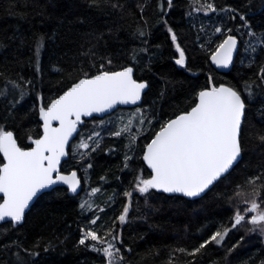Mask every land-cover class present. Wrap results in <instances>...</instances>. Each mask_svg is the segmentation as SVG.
<instances>
[{"label":"trees","instance_id":"trees-1","mask_svg":"<svg viewBox=\"0 0 264 264\" xmlns=\"http://www.w3.org/2000/svg\"><path fill=\"white\" fill-rule=\"evenodd\" d=\"M121 2L127 5L123 12L110 8L103 11L90 9L87 0H38L37 8L31 7L32 0H28L27 8L25 0H0V44L4 45L0 47V73L4 74L0 76V88L4 87V77L16 79L17 73H20L36 81L43 80V85L37 83V89L42 90L46 98L53 96L57 81L64 78L65 84L71 82L66 78L67 72H71V79L77 78L80 52L88 48L90 40L96 43L89 34L99 35L101 32L105 33V40L100 42V53H110L116 57L114 70L134 64L135 79L147 81L149 84L142 103L137 107L157 115L161 123L189 108L195 92L207 83L209 74L214 77L217 86L220 83L233 86L242 84L241 77L244 80L255 79L258 67L249 69L246 66L247 59L241 63L245 56L244 41L250 39L246 33L234 32L239 39V48L234 64L227 72L216 71L208 58L210 52L224 38L223 35L215 33V27H224L226 34L228 27L235 29L236 24L240 23L238 20L233 22L219 10L240 7L249 0H201L202 3L213 2L218 9L216 13H209L207 16L203 12L193 11L194 7L199 6L193 4V0H173L171 9L167 7V0H121ZM138 2L147 5L143 14L136 8ZM159 5H163L165 14L161 13ZM40 7L46 8L52 19L45 18L42 21L36 15ZM243 10L249 13L252 30L258 35L264 32V9L261 8L260 0H251V7ZM11 12L17 14L27 12L29 15L22 20L19 15L10 14ZM165 20L167 25L164 23ZM169 26L176 32L178 42L185 49L186 69L174 63L178 53L167 31ZM138 28L145 32L144 38L133 35ZM39 34H46L48 37L39 56L44 74L42 77H34L33 68L28 66V60L31 57L33 64L35 63L33 49L35 38ZM13 37L15 39H12ZM21 39L24 41L23 44ZM142 39L148 41L146 46L149 51L141 54L142 59L135 63L131 60L130 53L133 49L145 47ZM74 57L77 58L76 71L72 70ZM257 63L264 64V52L260 53ZM54 67L61 68L64 77L54 72ZM6 103L7 101L0 98V124L6 125L8 130H15L18 143L27 146L30 144L28 132L31 131L35 137L39 131L36 123L38 117L32 122H24L21 127L19 117L15 122L10 118L4 119L7 115ZM32 103L33 99H28L25 108H30ZM137 107L119 108L102 118L105 122L111 121L110 124L100 125L101 118L83 120L77 136L70 144L68 158L61 165V172L77 171L82 181L78 193H69L64 187H56L55 192L43 193L27 211L22 226L13 228L10 223H0V245H7L19 239L24 247L31 249L38 240L41 245L51 241L56 245L55 250L45 253L41 248L37 264H105L102 254L84 246L76 247L81 235L80 229L88 227L89 221L99 216L96 227L100 229V235H104L114 224L115 232L122 236V246L119 244L118 246H121L128 264H168L171 249L184 247L191 250L216 231L222 223L228 224L235 209L230 208L226 200H218L216 193L225 190L231 193L235 184L242 183L248 175L257 172L261 157L259 150H254L256 145L254 136L251 142L246 143L247 152L231 175L202 199L183 198L179 201L164 202L153 197L150 202L161 209L159 212H153L145 204L144 198L135 193L128 220L124 225H120L116 217L120 215L126 203L122 193L131 188V182L141 168L145 169L147 178L148 170L140 156L144 144L149 142L151 135L160 126L157 123L155 129L145 131L140 136L136 148L137 159L131 163V169L135 171L123 169L128 139L113 137L109 133L117 130L121 124L120 115L127 117L135 112ZM254 123L257 127L261 126L258 120H254ZM147 127L145 125V128ZM93 130L101 131V148L96 152L78 148L76 144L86 139ZM113 149L114 151H110ZM80 153L85 154L83 159ZM87 163L93 164V167L88 168ZM101 177H104V180H101ZM96 187L101 191L89 197L88 193ZM114 193L118 195L114 200H110ZM85 200L93 203L91 214L87 209L81 213L79 205ZM100 208L104 209L102 213L99 211ZM242 236L244 240L241 241ZM60 241L64 243L61 244ZM237 241L240 242L239 245L225 260L227 249ZM263 242L259 235L246 234V230L241 228L229 234L224 247L208 246L196 257V264H262ZM129 248L130 253L126 251ZM11 251L0 247V264H10L15 260ZM172 259L174 264H187L192 258L175 253Z\"/></svg>","mask_w":264,"mask_h":264},{"label":"snow or ice","instance_id":"snow-or-ice-1","mask_svg":"<svg viewBox=\"0 0 264 264\" xmlns=\"http://www.w3.org/2000/svg\"><path fill=\"white\" fill-rule=\"evenodd\" d=\"M193 11L203 12L205 16L218 11L213 2L202 3L201 0H193ZM264 9V0H260ZM90 9L103 11L105 8L123 12L127 5L121 0H87ZM146 3L138 2L136 8L144 13ZM25 7H29L25 0ZM31 7L37 8L38 0H32ZM161 13H164L163 5H159ZM167 7H173V0H167ZM251 7V0L240 7H226L219 11L228 16L233 22L239 21L235 29L222 26L215 27V33L224 36L210 52L211 63L220 69H229L234 64V53L238 51L239 39L234 32L246 33L250 39L244 41L245 56L241 60H248L249 69L258 67L255 79L249 78L242 84L215 83L214 77L209 74L207 83L195 92L189 108L175 115L174 118L164 120L162 123L157 115L139 107L128 115L126 122L121 117V124L117 130L110 132L113 137H127L123 169L132 170L131 163L137 159L136 148L140 136L145 131L155 129L159 123V129L154 131L149 142L145 143L140 159L147 166V178L145 169L141 168L139 174L134 176L131 188L123 191L126 199L123 211L116 219L120 225H124L129 217L131 201L135 193H139L145 200V204L153 212L161 209L155 207L150 201L153 197L179 201L183 198L192 200L202 199L212 192L228 178L237 167L247 152L246 143L251 142L253 136L256 140L254 150H259L261 163L254 175H248L242 183L235 184L231 193L227 190L217 192L218 200H226L230 208L235 211L227 225L221 224L198 246L191 250L179 247L170 250L168 264H174L173 255L183 254L192 259L187 264H196V257L203 253L208 246L216 245L224 247L229 234L241 228L246 234H257L264 240V64H258L261 52H264V32L259 35L252 30L249 23V13L245 8ZM24 20L29 13H15ZM36 15L43 21L52 19L46 8H39ZM190 15V13H189ZM141 15V19H143ZM82 22V21H81ZM167 25V21H164ZM203 30V29H202ZM167 31L172 44L179 54L174 63L181 68H187L185 49L178 42L176 32L172 27ZM111 30H109V34ZM96 43L89 41L86 50L80 52L78 76L71 79V72H67L69 84H65L64 78L56 82L55 94L46 98L42 90L37 89V83L43 85V80L36 81L17 73L16 79L4 77V87L0 88V98L7 101L5 105V120L13 122L19 117L21 127L24 122L36 120L37 128L35 137L28 132L30 144L22 146L18 143L15 130H8L6 125L0 124V222L10 223L13 228L22 226L26 219V209L30 208V202L43 191H56L54 186L67 185V192L77 194L82 181L77 171L62 174V158L68 156L66 148L69 145L73 133L77 132V126L82 123L83 117H92L94 113H109L117 105H137L142 100V93L149 88L147 81L134 78V64L121 66L114 70V57L112 54H102L99 51L100 42L105 40V33L99 35L89 34ZM139 38L145 37L142 28L133 33ZM46 34H39L35 38L33 53L36 56L33 64L29 57L28 66L33 68L34 77L43 76L44 69L39 59L41 50L45 47ZM12 39H15L13 37ZM145 47L133 49L130 58L138 63L144 53H148L146 46L148 41H141ZM24 41L21 39V44ZM0 47H4L0 44ZM83 49V46H81ZM203 47V46H202ZM76 59L73 58L72 70H77ZM97 64L99 67L97 68ZM53 71L64 77V71L54 67ZM0 76H4L0 73ZM164 95V93H162ZM28 99H33L32 106L25 108ZM95 119V117H93ZM254 120H258L260 127ZM135 122V123H134ZM110 124L100 119V125ZM145 125L148 127L145 128ZM135 128V132L133 129ZM104 129H102L103 131ZM95 147H92V145ZM102 146L101 131L93 130L82 139L78 148L98 151ZM110 151H114L110 150ZM131 153V154H129ZM83 159L84 153H80ZM86 162V161H85ZM88 168L93 164L87 163ZM119 179V177H117ZM104 180V177H101ZM154 190V192L152 191ZM101 191L100 188H92L88 196H94ZM166 194V195H165ZM118 193H114L110 200H114ZM81 213L87 209L89 214L93 211V203L85 200L80 205ZM99 211L102 213L103 208ZM100 217L89 221L88 227L80 229V238L76 247L84 246L98 254H102L105 264H128L127 258L121 251L122 236L117 234L113 227L105 231L104 236L99 234L98 225ZM103 227V226H101ZM206 230V229H204ZM110 237V239H106ZM241 241L244 240L242 236ZM91 241V243H88ZM63 244V241H60ZM239 241L227 249L225 260L239 245ZM121 245V246H118ZM0 247L11 251L15 257L10 264H37V258L43 252L55 250L56 245L51 241L41 245L36 241L32 248H26L19 241L13 240L10 244ZM128 253L131 249L126 250ZM264 264V262H262Z\"/></svg>","mask_w":264,"mask_h":264},{"label":"water","instance_id":"water-1","mask_svg":"<svg viewBox=\"0 0 264 264\" xmlns=\"http://www.w3.org/2000/svg\"><path fill=\"white\" fill-rule=\"evenodd\" d=\"M236 54H237V52L234 53V59H235V57H236ZM209 62H210V64H211V66H212L216 71H218V72H227V71L231 68V66H230L229 69H220V68H217L215 65H213V64L211 63V60H210V59H209ZM134 78H135V77H134ZM146 90H147V89H145L144 92L142 93V100H143V95H144V93H145ZM142 100H141L140 102H137V105H117V106H115V108H114L113 110H110V112L107 113V114H106V113H100V114L94 113L92 117H83V118H82V122H83L84 119H91V118H93V117H95V118H103V117H105V116H107V115H110L111 113H113L114 111H116V110L119 109V108H134V107H137V106H139V105L142 103ZM173 118H174V117H173ZM81 124H82V123H81ZM81 124H80V125H81ZM80 125L77 126V132L73 133V137L70 138L69 145H68V147L66 148V151H67V152L69 151L70 144L72 143V141L75 139V137L77 136V134H78V132H79ZM67 158H68V156L62 158L61 165H62V163H63ZM1 159H2V156H1ZM145 166H146V165H145ZM146 168H147V166H146ZM68 173H70V172H68ZM68 173H63V172H62V174H68ZM54 187H55V188H56V187H64V188L67 189V185H63V184H58V185H56V186H54ZM48 191H50V190H48ZM48 191H43L41 194H38V196H37L36 198H34L32 202H30V207L32 206V204L34 203V201H35L40 195H42L43 193L48 192ZM165 195H166V194H165ZM185 199L189 200L188 198H185ZM194 199H197V198H193L192 200H194ZM28 210H29V209H26V213H27ZM0 223H4V222H0Z\"/></svg>","mask_w":264,"mask_h":264},{"label":"rangeland","instance_id":"rangeland-1","mask_svg":"<svg viewBox=\"0 0 264 264\" xmlns=\"http://www.w3.org/2000/svg\"><path fill=\"white\" fill-rule=\"evenodd\" d=\"M174 47H175V46H174ZM178 55H179V54H178ZM121 117H123V118H124V121L126 122L128 116H127V117H124L123 115H120V117H119L120 122H121ZM79 144H80V143H77L76 146H79ZM122 211H123V210H122ZM101 236H104V235L102 234ZM106 239H107V238H106ZM263 244H264V242H263Z\"/></svg>","mask_w":264,"mask_h":264},{"label":"flooded vegetation","instance_id":"flooded-vegetation-1","mask_svg":"<svg viewBox=\"0 0 264 264\" xmlns=\"http://www.w3.org/2000/svg\"><path fill=\"white\" fill-rule=\"evenodd\" d=\"M64 173V172H63Z\"/></svg>","mask_w":264,"mask_h":264}]
</instances>
